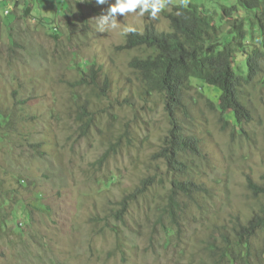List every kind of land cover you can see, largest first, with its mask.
Segmentation results:
<instances>
[{"label":"rangeland","instance_id":"374dc122","mask_svg":"<svg viewBox=\"0 0 264 264\" xmlns=\"http://www.w3.org/2000/svg\"><path fill=\"white\" fill-rule=\"evenodd\" d=\"M183 1L160 0L155 12V0L123 13L110 10L118 0H16L11 15L0 8V112L11 122L0 126V264H210L264 208V195L247 185L250 177L264 186V64L241 87L251 113L242 127L221 112L219 89L192 80L177 117L200 153L183 156V172L160 157L170 129L165 96L148 92L130 65L152 50L118 47L132 29L169 30L164 12ZM190 1L230 31L222 8L238 0ZM238 9L249 53L260 33L252 12ZM243 55L234 60L241 76ZM83 76L89 82L78 83ZM173 175L201 188L179 196L175 219ZM145 178L154 180L121 211ZM236 248L243 255L231 264H264V233L249 253Z\"/></svg>","mask_w":264,"mask_h":264},{"label":"trees","instance_id":"16d2710c","mask_svg":"<svg viewBox=\"0 0 264 264\" xmlns=\"http://www.w3.org/2000/svg\"><path fill=\"white\" fill-rule=\"evenodd\" d=\"M239 7L252 12L253 18L249 16L251 25L257 27L260 33L259 46L249 53H246L248 23L244 17L239 16ZM29 11L30 7L25 8V13ZM164 17L169 21V30H159L151 23L143 31L132 29L127 33L125 43L118 49L145 47L152 50V54L145 58H134L130 65L141 74L148 92L165 96L170 129L159 154L170 171L183 172L186 165L183 156L200 153L198 139L185 133L177 117L183 93L191 87L192 80L219 89L221 112L230 113L235 124L242 127L244 122L251 120V113L241 97V87L251 84L263 71L264 0H238V6H223L222 19H231L228 33L222 31L221 25L215 23L207 9L190 0L174 4L170 11L164 12ZM57 36L54 31L53 37ZM237 52L244 54L247 69L245 76L239 75L234 68ZM89 75L95 78L98 75L97 70L92 68ZM83 82H89L86 76L78 81L80 84ZM0 117V126L11 125L7 113L0 112ZM153 180L154 178H145L133 193L124 197L121 211L126 209L130 200L143 194ZM247 185L255 195H264V186L258 185L252 178H247ZM200 189L192 180L183 181L173 175L167 204L170 216L175 219L179 214L180 195L191 198ZM1 225L10 227L12 222L4 219ZM260 232L264 233V208L255 213L246 225L239 226L236 242L227 241L229 246L220 249L217 258L210 264H231L237 261L243 253L238 252L236 247L245 246V252L249 253L251 239ZM224 239L228 240V237ZM216 250L215 246L213 251ZM244 261L245 264H250L246 259Z\"/></svg>","mask_w":264,"mask_h":264},{"label":"clouds","instance_id":"9594fccd","mask_svg":"<svg viewBox=\"0 0 264 264\" xmlns=\"http://www.w3.org/2000/svg\"><path fill=\"white\" fill-rule=\"evenodd\" d=\"M12 1L16 0H2V4L0 5V8H3L4 11V15H11L12 13H14V8L11 9L9 7V3L12 4ZM24 3L30 1V0H22ZM142 2L146 3V0H118V3L113 5L111 7V12H116L117 10H119L121 13L126 12L128 10H132L135 9L136 6ZM97 3H104V0H97ZM159 4H160V0H155V2L153 3V9L154 12L159 10ZM126 40V39H125Z\"/></svg>","mask_w":264,"mask_h":264},{"label":"bare ground","instance_id":"6f19581e","mask_svg":"<svg viewBox=\"0 0 264 264\" xmlns=\"http://www.w3.org/2000/svg\"><path fill=\"white\" fill-rule=\"evenodd\" d=\"M2 4V0L0 1V5Z\"/></svg>","mask_w":264,"mask_h":264},{"label":"built area","instance_id":"2783aa9c","mask_svg":"<svg viewBox=\"0 0 264 264\" xmlns=\"http://www.w3.org/2000/svg\"><path fill=\"white\" fill-rule=\"evenodd\" d=\"M1 1V0H0Z\"/></svg>","mask_w":264,"mask_h":264}]
</instances>
